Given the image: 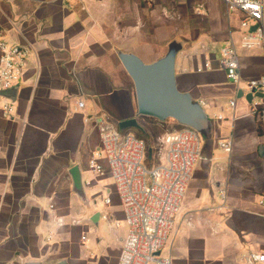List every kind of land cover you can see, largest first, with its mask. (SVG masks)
Wrapping results in <instances>:
<instances>
[{
	"label": "crops",
	"instance_id": "obj_1",
	"mask_svg": "<svg viewBox=\"0 0 264 264\" xmlns=\"http://www.w3.org/2000/svg\"><path fill=\"white\" fill-rule=\"evenodd\" d=\"M242 17L222 0H0L4 41L29 50L17 89L1 94L0 264H83L73 237L82 225L72 215L77 201L89 210L95 231L106 221L100 234L107 241L88 264L118 263L127 226L110 176L89 169L100 147L94 118L118 126L136 120L134 83L118 54L150 64L172 42L182 46L177 88L204 108L212 133L201 138L160 257L174 264H243V256L264 251V125L252 112L253 99L239 97L219 65L223 48L240 44ZM239 58L243 82L264 76L261 50H240ZM206 64L210 70L197 71ZM3 101L11 105L8 117ZM170 125H155L163 128L160 138L171 133ZM227 140L231 153L219 147ZM74 168L84 199L73 189ZM107 194L110 202L104 199L99 211L95 198Z\"/></svg>",
	"mask_w": 264,
	"mask_h": 264
},
{
	"label": "built area",
	"instance_id": "obj_2",
	"mask_svg": "<svg viewBox=\"0 0 264 264\" xmlns=\"http://www.w3.org/2000/svg\"><path fill=\"white\" fill-rule=\"evenodd\" d=\"M222 1L228 10L242 13L244 33L238 46L232 44L223 48L220 68L236 92L253 95L252 112L264 125V76L243 82L239 58L240 50H261L264 56V0ZM28 57L27 48L4 41L0 28V102L2 92L18 85ZM210 69L211 66L206 64L197 71ZM78 106L83 108V102L80 101ZM234 106L235 101H231L230 107ZM2 112L4 116L10 115L11 105L7 101L2 102ZM94 121L99 131L100 147L91 155L89 169L97 176H110L127 226L117 264H174L171 258L160 257V253L174 230V219L180 212L200 157V135L188 127L166 134L160 138L155 164L148 165L145 141L132 134H120L104 116L96 117ZM219 147L231 153L233 142H219ZM109 202L107 198L106 203ZM260 206L264 218V192ZM103 218L109 219L107 215ZM82 240L86 241V237L83 236ZM241 261L243 264H264V251L249 253Z\"/></svg>",
	"mask_w": 264,
	"mask_h": 264
},
{
	"label": "water",
	"instance_id": "obj_3",
	"mask_svg": "<svg viewBox=\"0 0 264 264\" xmlns=\"http://www.w3.org/2000/svg\"><path fill=\"white\" fill-rule=\"evenodd\" d=\"M181 49L180 43L172 42L167 53L150 64L144 63L134 54L122 52L118 54V57L133 80L138 115L150 117L159 122L171 119L180 127L191 128L201 138L208 139L212 133V120L190 94L180 92L177 88L176 60ZM16 89L17 85L4 93ZM238 94L241 98L245 96L246 100L251 103L252 94L245 95L242 91H239ZM135 126H137L136 120H128L121 122L119 128L125 130ZM71 174L74 192L84 199L85 194L79 168H74ZM26 264L43 263L28 262Z\"/></svg>",
	"mask_w": 264,
	"mask_h": 264
},
{
	"label": "rangeland",
	"instance_id": "obj_4",
	"mask_svg": "<svg viewBox=\"0 0 264 264\" xmlns=\"http://www.w3.org/2000/svg\"><path fill=\"white\" fill-rule=\"evenodd\" d=\"M136 121H137V126L125 130L120 129L115 122H112V125L122 135L132 134L136 138L145 141L147 144V164L153 165L155 164L156 161V152L158 151L160 146L159 143L160 133L162 132L163 128H160L159 126H155L160 122L150 117H144L138 115L136 117ZM166 123L171 124L170 132H173L175 131V129L180 128V126L171 119L166 120ZM109 182L111 185L113 184L112 179H110ZM106 198H111V196L107 194L106 196L100 195L95 198L96 201L95 203L96 206H98L97 208L99 209V211L100 210L102 212L105 211L104 199ZM88 213L89 210L87 209V207L81 201H77V205L73 210L72 215H74V218L81 220L82 225L75 227V230L73 231V237H74V242L77 246V253L79 255L78 260L83 264L91 263L96 258H99L100 257L99 254L102 251L103 244H105L107 241L106 238L103 237L102 234H100V232L104 233L103 230L106 226V221L102 220L100 223L101 224L100 228H97V230L95 231L94 227L91 225V223H89L90 217ZM99 216H101L100 213ZM177 216L175 217L174 221H176ZM82 235L86 236L87 238L86 241L84 242H82L80 239ZM85 245L87 246V248L84 247Z\"/></svg>",
	"mask_w": 264,
	"mask_h": 264
}]
</instances>
